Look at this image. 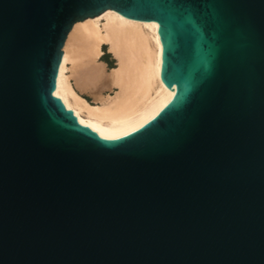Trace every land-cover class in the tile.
Listing matches in <instances>:
<instances>
[{"label": "water", "instance_id": "water-1", "mask_svg": "<svg viewBox=\"0 0 264 264\" xmlns=\"http://www.w3.org/2000/svg\"><path fill=\"white\" fill-rule=\"evenodd\" d=\"M108 8L176 94L113 137L55 93ZM0 264H264V0H0Z\"/></svg>", "mask_w": 264, "mask_h": 264}, {"label": "bare ground", "instance_id": "bare-ground-1", "mask_svg": "<svg viewBox=\"0 0 264 264\" xmlns=\"http://www.w3.org/2000/svg\"><path fill=\"white\" fill-rule=\"evenodd\" d=\"M104 45L114 66L102 58ZM160 58L156 21L108 8L77 21L69 32L55 93L86 125L106 136L123 135L153 118L176 95L163 78Z\"/></svg>", "mask_w": 264, "mask_h": 264}, {"label": "rangeland", "instance_id": "rangeland-1", "mask_svg": "<svg viewBox=\"0 0 264 264\" xmlns=\"http://www.w3.org/2000/svg\"><path fill=\"white\" fill-rule=\"evenodd\" d=\"M104 49H105V53L103 54L102 58L104 61L107 62V66L111 67L114 66L116 64V60L115 58L112 56V54L110 52H108L107 50V45H104ZM85 96L89 99V100H93L92 97L88 94H85Z\"/></svg>", "mask_w": 264, "mask_h": 264}]
</instances>
